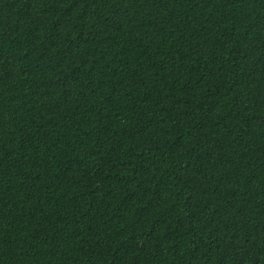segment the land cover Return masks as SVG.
<instances>
[{"label": "trees", "instance_id": "obj_1", "mask_svg": "<svg viewBox=\"0 0 264 264\" xmlns=\"http://www.w3.org/2000/svg\"><path fill=\"white\" fill-rule=\"evenodd\" d=\"M0 264H264V0H0Z\"/></svg>", "mask_w": 264, "mask_h": 264}]
</instances>
